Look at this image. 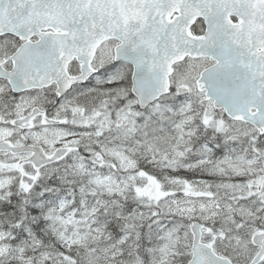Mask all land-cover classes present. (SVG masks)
Returning a JSON list of instances; mask_svg holds the SVG:
<instances>
[{
	"label": "snow or ice",
	"instance_id": "obj_1",
	"mask_svg": "<svg viewBox=\"0 0 264 264\" xmlns=\"http://www.w3.org/2000/svg\"><path fill=\"white\" fill-rule=\"evenodd\" d=\"M0 264H264V0H0Z\"/></svg>",
	"mask_w": 264,
	"mask_h": 264
}]
</instances>
